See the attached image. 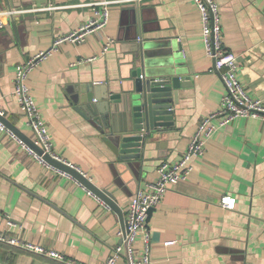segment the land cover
I'll return each mask as SVG.
<instances>
[{"label":"crops","instance_id":"1","mask_svg":"<svg viewBox=\"0 0 264 264\" xmlns=\"http://www.w3.org/2000/svg\"><path fill=\"white\" fill-rule=\"evenodd\" d=\"M90 1L0 0L2 9H21L3 16L0 26V111L30 139L33 133L12 92L15 66L93 17ZM216 2L223 44L237 56V76L251 96L264 102V0ZM138 29L149 52L146 75L173 67L188 77L174 89L173 125L156 133L143 158L128 162L120 161L73 108L68 91L90 82L96 96L119 91L130 74ZM107 36L114 41L100 53ZM27 82L56 152L97 187L111 191L121 212L0 134V232L64 256L49 258L0 241V263L5 264L12 258L11 264H103L120 241L118 230L135 190L155 178L161 161L181 156L201 117L218 107L225 91L204 49L200 13L192 0L111 3L102 29L81 42L59 43L31 69ZM224 193L235 197L233 209L220 205ZM147 228L152 264H264V119L239 117L219 126L203 154L192 159L188 177L171 185L153 207ZM166 240L174 243L165 245ZM135 248H141L139 238ZM115 264H127L125 257Z\"/></svg>","mask_w":264,"mask_h":264},{"label":"built area","instance_id":"2","mask_svg":"<svg viewBox=\"0 0 264 264\" xmlns=\"http://www.w3.org/2000/svg\"><path fill=\"white\" fill-rule=\"evenodd\" d=\"M123 1L131 0H93L86 3L93 7V17L65 34L55 37L49 47L38 50L27 60L15 66L12 92L17 98L20 112L25 118L27 126L33 133L32 140L42 149V153L39 154L34 151L1 120L0 134H5L14 139L38 163L57 174L74 178L69 172L50 164L43 157L44 153L76 168L90 179L78 166L62 158L56 152L47 124L39 111L28 85V74L34 66L46 59L62 41L81 42L90 33L102 29L109 18V4ZM192 2L200 13L201 37L204 49L208 56L212 58L214 69L219 72L225 91L221 96L218 107L201 117L181 156L173 161H161L156 167L155 178L147 182L145 186L135 190L127 205L124 227L118 230L120 241L113 247L103 264H115L121 256L125 257L127 264H152L150 233L146 221L148 209L160 203L164 193L171 185L188 177L192 169V159L203 154L207 139L219 126L226 125L239 117L252 116L264 119V102L260 98L251 96L248 93L237 76L238 61L236 54L223 44L221 15L216 0H192ZM19 11L21 9L0 8V26L4 24L3 16L12 15ZM113 41V37L107 36L100 53H104ZM88 59L90 58H84V60ZM0 114H2L1 111ZM74 180L97 201L105 204V206H109L76 178ZM235 202V197L229 193H224L220 196L219 203L223 208L233 209ZM138 238L141 242L139 250L135 248V242ZM0 241L45 257L58 259L64 257L56 250L45 248L41 244L28 240H22L16 236H7L3 232H0ZM172 243H174V240H166L164 242L165 245ZM71 261L75 263L73 260ZM75 264L82 263L77 262Z\"/></svg>","mask_w":264,"mask_h":264},{"label":"water","instance_id":"3","mask_svg":"<svg viewBox=\"0 0 264 264\" xmlns=\"http://www.w3.org/2000/svg\"><path fill=\"white\" fill-rule=\"evenodd\" d=\"M135 10L139 13V7L135 6ZM140 31L138 29L136 33L137 41L132 42L128 80L119 91H105L101 96H96L98 89L92 82L76 84L68 91L73 108L97 129L101 140L120 161L128 162L143 158L147 144L155 138L156 133L173 125L174 105L177 103L174 89L188 77L175 72L173 67L146 75L144 57L149 52L145 50ZM136 59L139 62L137 65ZM0 120L34 151L42 153V149L3 114H0ZM43 157L53 166L69 172L120 214L116 196L111 191L97 187L83 173L65 162L47 153ZM152 209H148L146 221Z\"/></svg>","mask_w":264,"mask_h":264},{"label":"trees","instance_id":"4","mask_svg":"<svg viewBox=\"0 0 264 264\" xmlns=\"http://www.w3.org/2000/svg\"><path fill=\"white\" fill-rule=\"evenodd\" d=\"M5 249H7V248H5ZM14 250V249H13ZM14 251H17V252H19V250H14ZM13 261V258L12 259H9V260H7V262L9 263V264H11V262Z\"/></svg>","mask_w":264,"mask_h":264}]
</instances>
